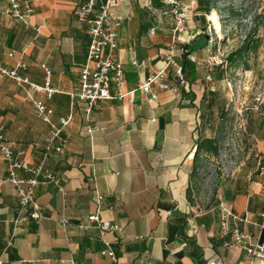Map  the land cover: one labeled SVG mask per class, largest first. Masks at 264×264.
I'll return each mask as SVG.
<instances>
[{
  "label": "crops",
  "instance_id": "0c3cea01",
  "mask_svg": "<svg viewBox=\"0 0 264 264\" xmlns=\"http://www.w3.org/2000/svg\"><path fill=\"white\" fill-rule=\"evenodd\" d=\"M32 1L34 13L20 21L6 14L9 0H0V67L44 86L46 66L55 93L48 98L46 92L29 90L0 74V128L21 159L51 172L62 190L54 183L38 185L41 219L20 222L34 209L21 208L0 153V262L264 264L239 246H227L230 236L221 228L222 204L246 220L239 224L241 230L264 242V172H256L260 161L248 173L224 180L213 206L199 211L192 204L197 146L215 138L217 118L211 111L220 100L217 86L227 79L226 69L219 80L220 70L209 66L217 50L202 29L205 18L194 0L184 1L191 5L192 36L178 40L166 0L111 2L121 22L117 56L125 72L126 96L118 98L119 89L112 84L113 99L100 102L90 115L83 104L73 106L71 97L81 90L92 42L88 26L75 14L86 0ZM172 44L185 84L176 83L177 69L170 67L166 80L177 93L154 85L153 99L139 87L166 67ZM182 50L187 53L182 55ZM209 75L213 82L207 81ZM33 100H43L53 110L57 128L62 127L60 119H72L52 144L53 128L36 116ZM87 127L95 128L92 135ZM19 175L33 177L24 171ZM98 195L103 197L101 217L121 225L123 233L102 235L96 224L80 229L98 211ZM107 243L116 252L115 263L103 255Z\"/></svg>",
  "mask_w": 264,
  "mask_h": 264
},
{
  "label": "built area",
  "instance_id": "2783aa9c",
  "mask_svg": "<svg viewBox=\"0 0 264 264\" xmlns=\"http://www.w3.org/2000/svg\"><path fill=\"white\" fill-rule=\"evenodd\" d=\"M124 1V0H86L76 10L75 14L79 20V23L85 24L89 28V34L91 36V44L89 47L88 62L83 66L81 72V90L77 94H72L73 106L77 103H81L85 106L86 113L90 115L93 109L103 101L113 99L110 93L112 84L119 89L118 98H124L125 89V72L123 64L117 56L118 48V36L119 28L121 26L120 18L114 16L111 10V2ZM171 5V9L166 14H171L174 18V38L178 40L179 36L185 35L187 37L192 36L191 30L188 28V19L191 13V5L185 3L182 0H166ZM10 8L6 11V14L20 20L25 21L30 15L34 13V4L32 0H9ZM1 13V11H0ZM210 29V28H209ZM187 51L182 50L181 54H186ZM176 54L175 46L172 44L168 49L166 58V67L160 71L155 72L147 78V80L140 85V91L146 94H151L153 99L157 96L152 93V87L158 86L162 91H169L177 93V88L168 83L166 77L170 67H176V83L185 84L184 71L182 66H178L174 55ZM227 63L223 60H219V56L212 57L209 62L210 68L214 69L217 66ZM25 67V65H21ZM47 73V81L44 86H40L32 83L28 78L19 76L17 70H9L0 67V74L4 77L11 78L27 86L29 90L45 93L48 98H51L55 93V90L50 87V70L43 66ZM49 75V76H48ZM208 82H213L212 76L207 77ZM33 107L35 114L40 120L49 124L53 128V135L51 143L59 137L62 128L69 125L72 120L71 117L61 120V128H57L52 123L53 110L47 106L43 100H33ZM89 134H93L95 128L87 127ZM51 147L48 149L50 150ZM58 151L62 149L57 148ZM0 153L7 165L8 181L15 187L19 203L21 208L32 207L33 213L29 216L22 215L20 222L27 221L28 219L40 220L41 212L36 202V188L40 184L54 183L62 190L60 182L56 176L51 172L44 170V168H32L28 166L19 154L14 150V146L4 136L2 129L0 128ZM260 170L264 171V167ZM21 171L32 173L31 179H23L19 173ZM262 171V173H263ZM40 178L44 180L41 181ZM103 197L98 195V211L89 216V224L80 225V229L89 230L92 224H96L101 231V234L108 232L123 233L124 228L112 223L109 220H105L101 217V203ZM246 221L244 218L236 215L230 208L221 204V228L224 236H230V241L227 246H239L253 259L261 260L264 262V242L255 241L252 235L240 229L239 224ZM233 222L234 227H231ZM107 250L103 252V255L109 257L113 263L117 262L116 252L107 243ZM221 261L213 262L210 264H221ZM2 264V262H0Z\"/></svg>",
  "mask_w": 264,
  "mask_h": 264
},
{
  "label": "rangeland",
  "instance_id": "374dc122",
  "mask_svg": "<svg viewBox=\"0 0 264 264\" xmlns=\"http://www.w3.org/2000/svg\"><path fill=\"white\" fill-rule=\"evenodd\" d=\"M203 6H210L211 12H201L202 29L219 60L226 61L246 40L252 49L239 66L229 62L227 79L217 86L220 100L211 114L217 118L213 123L219 156L206 158L202 153L199 158L192 184V204L199 211L217 203L224 180L248 173L254 162L264 161V0H205ZM213 11L218 14L219 33L209 20ZM256 167L262 173L259 164Z\"/></svg>",
  "mask_w": 264,
  "mask_h": 264
},
{
  "label": "trees",
  "instance_id": "16d2710c",
  "mask_svg": "<svg viewBox=\"0 0 264 264\" xmlns=\"http://www.w3.org/2000/svg\"><path fill=\"white\" fill-rule=\"evenodd\" d=\"M205 0H197L198 2V8L197 10L200 11V12H203L205 14H209L211 12V7L210 6H206L204 7L203 6V3H204ZM261 17H264V8H263V14ZM251 44H250V40H246L244 42V44L235 52L231 53L227 60L225 61L227 64L226 68L224 65H220V66H217L215 67L214 69H218L220 70V72L218 73V75H216V79H223L224 77V69H228V65H229V62L230 63H234L235 65L239 66L241 64V61L242 59L245 57V55L247 53H249V51L251 50ZM204 151V152H207V153H210L212 155H214L215 157L219 156V144H218V141L217 139L215 138H211V139H203L201 140L199 143H198V146H197V152H196V155H195V167H194V173H196L198 170V161H199V158H200V155H201V152ZM261 167H264V161L261 160L260 164H259V169ZM191 192V190H190ZM190 198H191V195H190Z\"/></svg>",
  "mask_w": 264,
  "mask_h": 264
},
{
  "label": "bare ground",
  "instance_id": "6f19581e",
  "mask_svg": "<svg viewBox=\"0 0 264 264\" xmlns=\"http://www.w3.org/2000/svg\"><path fill=\"white\" fill-rule=\"evenodd\" d=\"M218 14H216V12H212L211 14V17H210V20L213 21L214 25H215V28L217 31H220L221 30V26H220V22L218 20Z\"/></svg>",
  "mask_w": 264,
  "mask_h": 264
}]
</instances>
